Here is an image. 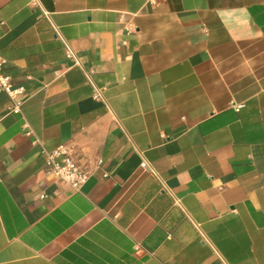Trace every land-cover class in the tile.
<instances>
[{
    "label": "crops",
    "instance_id": "obj_1",
    "mask_svg": "<svg viewBox=\"0 0 264 264\" xmlns=\"http://www.w3.org/2000/svg\"><path fill=\"white\" fill-rule=\"evenodd\" d=\"M0 56V264H264V0H0Z\"/></svg>",
    "mask_w": 264,
    "mask_h": 264
},
{
    "label": "built area",
    "instance_id": "obj_2",
    "mask_svg": "<svg viewBox=\"0 0 264 264\" xmlns=\"http://www.w3.org/2000/svg\"><path fill=\"white\" fill-rule=\"evenodd\" d=\"M4 66L5 60L0 56V91L5 92L11 99L10 111L18 113L23 104L21 96L25 92V87L14 83L12 77L4 73ZM243 105L235 104V108L239 110ZM44 159L45 172L67 185L71 191L80 190L90 178L91 170L79 161L67 144H61L51 151L45 150Z\"/></svg>",
    "mask_w": 264,
    "mask_h": 264
}]
</instances>
